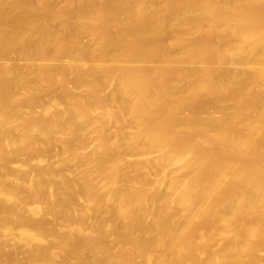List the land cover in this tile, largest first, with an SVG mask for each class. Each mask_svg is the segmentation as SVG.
Returning <instances> with one entry per match:
<instances>
[{
    "label": "bare ground",
    "instance_id": "6f19581e",
    "mask_svg": "<svg viewBox=\"0 0 264 264\" xmlns=\"http://www.w3.org/2000/svg\"><path fill=\"white\" fill-rule=\"evenodd\" d=\"M0 264H264V0H0Z\"/></svg>",
    "mask_w": 264,
    "mask_h": 264
},
{
    "label": "rangeland",
    "instance_id": "374dc122",
    "mask_svg": "<svg viewBox=\"0 0 264 264\" xmlns=\"http://www.w3.org/2000/svg\"><path fill=\"white\" fill-rule=\"evenodd\" d=\"M51 154L53 155V153H52V152H51L50 154H48V155L50 156ZM51 157H52V156L48 157V159H50Z\"/></svg>",
    "mask_w": 264,
    "mask_h": 264
}]
</instances>
